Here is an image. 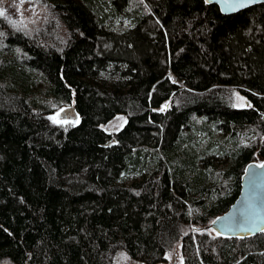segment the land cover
I'll list each match as a JSON object with an SVG mask.
<instances>
[{"label": "trees", "instance_id": "trees-1", "mask_svg": "<svg viewBox=\"0 0 264 264\" xmlns=\"http://www.w3.org/2000/svg\"><path fill=\"white\" fill-rule=\"evenodd\" d=\"M44 1L34 32L0 19V264H264V232L198 230L264 161V4Z\"/></svg>", "mask_w": 264, "mask_h": 264}, {"label": "water", "instance_id": "water-1", "mask_svg": "<svg viewBox=\"0 0 264 264\" xmlns=\"http://www.w3.org/2000/svg\"><path fill=\"white\" fill-rule=\"evenodd\" d=\"M208 5H217L225 15L238 13L254 5L264 4V0H204ZM239 5V6H237ZM65 114L79 115L74 105L65 106L57 111L59 117ZM262 162H251L241 177V191L227 212L218 216L200 231H213L225 238H250L264 232V168L258 165Z\"/></svg>", "mask_w": 264, "mask_h": 264}, {"label": "rangeland", "instance_id": "rangeland-1", "mask_svg": "<svg viewBox=\"0 0 264 264\" xmlns=\"http://www.w3.org/2000/svg\"><path fill=\"white\" fill-rule=\"evenodd\" d=\"M50 13L49 6L44 0H0V19L9 23L12 28H22L28 32H34L41 28L43 22L48 19ZM129 26L128 22L117 24L118 29H124ZM237 108L248 106V101L239 94H236L235 101ZM67 105L57 108L56 111L61 110ZM73 119V116H66L62 114L59 119ZM126 119L117 117L108 125L110 130L117 129L124 125ZM132 180V179H131ZM214 233L213 231H211ZM215 234V233H214ZM184 257L181 252L180 245L172 248L166 255V261L163 264H183ZM115 264H139L134 261L126 252L120 251L116 256Z\"/></svg>", "mask_w": 264, "mask_h": 264}, {"label": "snow or ice", "instance_id": "snow-or-ice-1", "mask_svg": "<svg viewBox=\"0 0 264 264\" xmlns=\"http://www.w3.org/2000/svg\"><path fill=\"white\" fill-rule=\"evenodd\" d=\"M237 6H239V5H237ZM53 119H55V118H53ZM60 123H67L68 121H59ZM258 167H260V168H264V164H260V165H258ZM213 223H215V221H213Z\"/></svg>", "mask_w": 264, "mask_h": 264}, {"label": "bare ground", "instance_id": "bare-ground-1", "mask_svg": "<svg viewBox=\"0 0 264 264\" xmlns=\"http://www.w3.org/2000/svg\"><path fill=\"white\" fill-rule=\"evenodd\" d=\"M172 76H173V75H172V74H170V77H171V78H172Z\"/></svg>", "mask_w": 264, "mask_h": 264}]
</instances>
